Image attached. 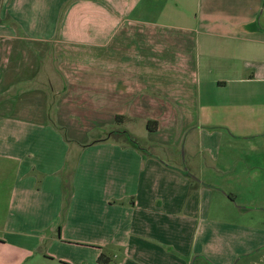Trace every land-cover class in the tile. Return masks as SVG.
<instances>
[{
    "label": "crops",
    "instance_id": "1",
    "mask_svg": "<svg viewBox=\"0 0 264 264\" xmlns=\"http://www.w3.org/2000/svg\"><path fill=\"white\" fill-rule=\"evenodd\" d=\"M194 6V26L172 21ZM30 44L48 53L41 66ZM14 49L27 50L29 57L9 56ZM67 49L75 56L61 53ZM55 62L62 89L50 75ZM252 83L260 89L252 90ZM231 86L236 90L228 101ZM65 104L108 114L112 121L124 116L129 131L137 121L148 126L156 120L157 130L149 131L159 138L148 148L112 137L99 143L74 139L73 150L61 136ZM213 126L249 138L264 135V0H0V264L46 258L39 250L60 223L63 242L122 244L129 264L141 258L143 240L161 232L164 240L176 241L179 232L193 231L209 184L200 177L195 182L196 168L177 153L164 159L166 165L150 149L166 143L162 131L172 130L170 144L178 147L192 131L204 135ZM102 150L118 156L115 171L117 166L119 174L137 177L132 185L94 179L102 174ZM70 161L75 173L67 190ZM68 195L74 216L56 225L49 215L60 212ZM165 257L171 264L172 256Z\"/></svg>",
    "mask_w": 264,
    "mask_h": 264
},
{
    "label": "rangeland",
    "instance_id": "2",
    "mask_svg": "<svg viewBox=\"0 0 264 264\" xmlns=\"http://www.w3.org/2000/svg\"><path fill=\"white\" fill-rule=\"evenodd\" d=\"M241 1L227 0V2H235V4ZM52 2L50 3L51 15H54L57 1ZM224 6L225 9L221 10L229 13L230 8L226 5ZM195 10L196 7L194 6L187 12V15L179 16L177 20L172 21L184 26H194ZM196 14H198L197 11ZM54 19L53 17L52 20ZM5 21L10 23L9 18ZM29 48L33 54L31 57L37 58L41 66L42 58L48 57V53L41 51L38 44H30ZM26 51L14 49L12 50L13 54L9 56H15L14 53H16L25 57L28 56ZM7 52L8 50L5 49L2 52V56L3 54L6 56ZM50 53L53 59L58 58V50L52 49ZM61 53L66 57H73L76 54L72 49L61 51ZM35 61L37 64V60ZM57 69L58 62H55L51 66L50 75L56 89H62L65 84L62 75L57 72ZM233 86L237 87L236 84ZM233 86L225 91V97L228 101H231L230 98H233V92L236 90ZM260 87V84H251L252 90H259ZM219 98H224L223 93L219 95ZM223 100L225 101V98ZM65 109L66 123L65 129L61 131V136L70 140L68 143H70V147L73 150H76L75 140L99 143L102 138L111 137V135L113 136V131L120 129L117 120L112 121L108 114H97L87 109H81L79 106L75 107V105L67 104H65ZM146 116L151 115L146 114ZM123 120L127 122L125 117ZM143 123L142 121H137L133 127L134 129L130 130L133 136L139 138L135 137L139 145L137 147L134 146V148H140L142 145L148 148V144H151V141L159 138L157 133L149 131L147 122L145 125ZM124 124L122 128L130 132ZM164 125H166L165 122ZM204 129L206 131L204 135L201 133L202 130L189 133L187 143L182 141L181 146L178 147L170 144V140L173 138L171 136L174 135L172 130L162 131L158 135L164 136L163 141L166 143L150 149V152L155 151L152 154L163 157L162 161L166 165L168 161L164 159L167 157L175 153L178 156H182L186 165L192 164L196 168V172H198L196 175L190 173L192 177H195V182L200 177L209 185L205 188V208L196 213L193 231L189 229L186 234L183 231L179 232L180 238L176 241L164 240L161 232L158 233L160 236L157 235L153 239L150 237L143 240L144 242H141L140 246L142 248L145 246V250L141 258L139 259L137 256V258L129 260H132L134 264H169L170 262L165 259L166 254L172 256L171 264H264V135L249 138L241 136L239 131L226 126H213ZM37 134L38 132H36V136ZM117 137L116 139L126 140L122 134ZM201 140L203 144H201ZM191 143L195 145H191ZM56 148L52 146L50 149L56 151ZM191 149H194V154L190 152ZM49 153L53 154L51 150H49ZM73 153L71 156H74ZM100 154L103 164L102 174L99 173L98 178H94L98 180L100 185L108 184V186H111L114 182L116 187H122L127 183L133 184L137 177L128 178L123 174H119L117 166L115 171L118 156L114 157L112 153H106L103 150ZM118 155L120 154L118 153ZM76 160H78V156L73 161ZM73 161L68 162L65 168L66 172L64 171L67 177L64 180V186L67 190L71 188L75 173L73 171ZM106 165L111 166L109 172L105 169ZM201 170L202 175L200 174ZM189 178L192 180L191 177ZM123 180H125L124 183H122ZM195 186L197 187L198 183ZM193 190L192 188L190 189V191ZM228 195L233 196L236 201H231ZM63 201L65 205L63 203L60 212L59 209H54L49 215L55 220L56 225H58L60 218L63 221V219L74 216V212L68 208L70 195ZM119 204L123 205L124 203L120 202ZM132 205L133 203L130 204V206ZM115 219L116 222L122 221V218L115 217ZM61 224L55 227L53 238L42 244L39 252L43 253L46 258H42L40 262H35L36 264H62L61 262L65 264H103L95 256L96 248L101 246H97V244L91 245L90 243L88 245L63 242L60 239V231L63 227ZM193 237L194 245L191 243ZM183 238H186V240H183ZM183 243H185V246H179ZM100 252V255L104 254L105 256L104 262L106 263L104 264H129L128 261H124L122 244L112 243L110 245L109 243V246H103ZM31 264L33 263L31 262Z\"/></svg>",
    "mask_w": 264,
    "mask_h": 264
},
{
    "label": "trees",
    "instance_id": "3",
    "mask_svg": "<svg viewBox=\"0 0 264 264\" xmlns=\"http://www.w3.org/2000/svg\"><path fill=\"white\" fill-rule=\"evenodd\" d=\"M116 118H117L116 120L118 122L117 124L120 125V129H117L116 131H113V136L111 135V137L116 139V138H118L117 136H120V134H122V135H124L125 139L134 142L136 144V146H138V143L136 141L135 136H133L125 128H122V125L125 123V120H123L124 117L123 116H117ZM157 126H158V121H156V120H151L148 123V129L150 131H156L157 128H158ZM150 153H152V152H150ZM104 259H105L104 254L100 255L99 260L103 264L106 263V262H104Z\"/></svg>",
    "mask_w": 264,
    "mask_h": 264
}]
</instances>
